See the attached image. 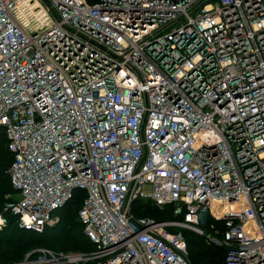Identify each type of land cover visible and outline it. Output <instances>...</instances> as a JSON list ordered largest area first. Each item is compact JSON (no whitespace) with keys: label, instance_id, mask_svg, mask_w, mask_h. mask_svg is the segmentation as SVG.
Listing matches in <instances>:
<instances>
[{"label":"built area","instance_id":"2783aa9c","mask_svg":"<svg viewBox=\"0 0 264 264\" xmlns=\"http://www.w3.org/2000/svg\"><path fill=\"white\" fill-rule=\"evenodd\" d=\"M0 128V230L84 191L93 246L15 264H192L184 230L264 264V0H0Z\"/></svg>","mask_w":264,"mask_h":264},{"label":"trees","instance_id":"16d2710c","mask_svg":"<svg viewBox=\"0 0 264 264\" xmlns=\"http://www.w3.org/2000/svg\"><path fill=\"white\" fill-rule=\"evenodd\" d=\"M0 134L4 136L3 144L8 151V155L4 154L0 148L1 211L10 199L7 198L8 195H15L17 191L14 189L7 172L13 161V156L8 149L7 138L3 128H0ZM85 196L86 192L84 191L76 192L74 198L64 208L54 214L56 218L61 217V219L57 220L59 224L56 222L58 225L54 224L47 227L42 234L21 229L18 226L17 218L9 214V225L3 230H0V264H15L17 261L23 259L28 248L31 246V242L26 239H44L45 237L43 236H46L48 230L57 231L59 225L62 224L64 228L60 230L58 237L52 238L51 236H47L46 243L48 242L61 250H76L78 252L92 250L93 246L84 233V225L78 214ZM174 209L173 205H169L166 210H160L150 202L144 204L137 203L134 206V211L139 216H145L144 214H147L157 220H182L184 216L174 214ZM209 221L212 222V219ZM219 226H222V223ZM207 230L211 231L210 227H207ZM183 233L188 243L189 259L192 264H223L227 252L226 248L210 245L203 236L191 231L184 230Z\"/></svg>","mask_w":264,"mask_h":264},{"label":"rangeland","instance_id":"374dc122","mask_svg":"<svg viewBox=\"0 0 264 264\" xmlns=\"http://www.w3.org/2000/svg\"><path fill=\"white\" fill-rule=\"evenodd\" d=\"M3 143H4V136L2 134H0V148L2 149V151H3L4 154H7L8 155V151L6 149V146ZM151 190H152L151 186H149V185H146L145 186V191L146 192H151ZM144 215H145V217L146 216L151 217V216H149L147 214H144ZM59 219H61V217L58 218V220ZM57 223L55 222L54 224L56 225ZM62 228H64L63 227V224L62 225H59V228H58L59 231L57 229H56L57 231L48 230L47 233H46V236H43L45 238L44 239H41V240H39V239L38 240H35V239H26V240H29L31 242V246H30V248H28L25 256L23 257V259L27 256L28 253L33 252L34 250H36L38 248H46V249H50V250H53V251H56V252H63V253H77L78 251H76V250H61V249H58V247L56 248V247L52 246V244H50L48 242L46 243L47 236L48 237L51 236L52 238L58 237V233L60 232V230ZM23 259H21V260H23ZM21 260H19L17 262H20Z\"/></svg>","mask_w":264,"mask_h":264}]
</instances>
